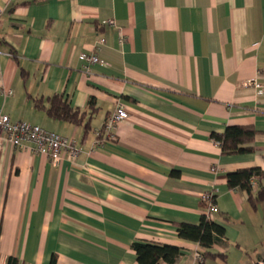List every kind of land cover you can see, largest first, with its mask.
<instances>
[{
	"label": "crops",
	"instance_id": "obj_1",
	"mask_svg": "<svg viewBox=\"0 0 264 264\" xmlns=\"http://www.w3.org/2000/svg\"><path fill=\"white\" fill-rule=\"evenodd\" d=\"M0 110L73 135L80 152L52 162L0 137V264H136L130 244L182 248L202 195L224 236L207 251L221 264L264 260V200L254 208L225 174L264 169V0H0ZM109 20L114 24L110 25ZM80 52L106 62L88 70ZM57 93L95 101L90 131L35 106ZM129 117L92 148L116 101ZM46 103V102H44ZM253 124L252 149L222 153L211 138ZM258 188L253 184V191ZM207 205V204H206Z\"/></svg>",
	"mask_w": 264,
	"mask_h": 264
},
{
	"label": "trees",
	"instance_id": "obj_2",
	"mask_svg": "<svg viewBox=\"0 0 264 264\" xmlns=\"http://www.w3.org/2000/svg\"><path fill=\"white\" fill-rule=\"evenodd\" d=\"M34 103L53 119L83 125L85 134L91 129L92 111L97 109L93 99L89 100L86 109H79L72 107L66 98L57 93L48 96L45 101L41 98L35 99ZM257 132L253 124H228L222 132H212L211 138L219 143L222 153L243 152L252 149L250 144ZM225 177L229 188H238L246 192L247 200L254 208L258 202L264 200V169L257 166L240 168L226 173ZM253 182L258 185L255 192ZM206 204L205 201H200L203 209H206ZM176 226L180 237L198 243L197 253L200 256L198 264H206L208 256L216 255L207 249L224 236L223 225L203 214L198 223L179 222ZM130 246L135 252L136 264H176L182 253V248L177 245L157 241L134 240ZM54 261L55 257L52 256L50 264H54ZM7 264H18V260L10 256ZM260 264H264V260Z\"/></svg>",
	"mask_w": 264,
	"mask_h": 264
},
{
	"label": "built area",
	"instance_id": "obj_3",
	"mask_svg": "<svg viewBox=\"0 0 264 264\" xmlns=\"http://www.w3.org/2000/svg\"><path fill=\"white\" fill-rule=\"evenodd\" d=\"M108 23L113 25L114 21L109 20ZM78 57L84 62L86 70L92 65L106 64L105 60L95 52H80ZM259 92L264 93V86L261 87ZM0 93L10 95L12 94V90L5 89L0 85ZM128 117L129 114L124 103L121 100H117L113 110L103 123V126L97 131V138L93 142L92 148L102 146L106 141L113 139L114 131L118 123ZM0 137L5 138L18 149L45 154L54 163L60 162L65 157L73 161L80 152L78 140L73 135L62 134L24 119L12 120L2 110H0ZM215 142L219 145L217 141ZM202 200L207 203L204 211L205 216L212 218V215L218 212L213 194L210 192L204 193ZM199 260L200 256L196 253L195 264H198Z\"/></svg>",
	"mask_w": 264,
	"mask_h": 264
},
{
	"label": "rangeland",
	"instance_id": "obj_4",
	"mask_svg": "<svg viewBox=\"0 0 264 264\" xmlns=\"http://www.w3.org/2000/svg\"><path fill=\"white\" fill-rule=\"evenodd\" d=\"M222 262L217 258H214L212 256H208L206 258V264H221Z\"/></svg>",
	"mask_w": 264,
	"mask_h": 264
}]
</instances>
